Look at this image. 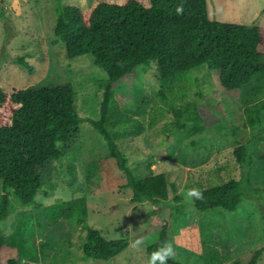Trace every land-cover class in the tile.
I'll list each match as a JSON object with an SVG mask.
<instances>
[{
  "label": "rangeland",
  "instance_id": "rangeland-1",
  "mask_svg": "<svg viewBox=\"0 0 264 264\" xmlns=\"http://www.w3.org/2000/svg\"><path fill=\"white\" fill-rule=\"evenodd\" d=\"M68 1L83 7L91 0ZM65 2L61 0V6ZM206 2L209 18L264 27V0ZM55 6V0H0V88L10 92L68 85L74 92L76 113L83 120L77 135L63 145H69L65 154L40 170L43 190L34 201L21 204L10 195L7 216L0 221V234L10 235L19 218L30 216L32 237L38 244V264H148L146 248L158 236L150 216L155 207L159 219L171 222L168 243L175 249L174 259L183 264H203L201 254L175 243V230L183 227L185 219L177 216L175 208L191 203L186 201L185 193L197 189V183L206 186L239 179L242 168L234 149L247 144L252 156L249 179L259 193L254 192L252 200H243L233 212L217 215L191 211L186 218L197 230L203 223H213L211 236L218 243L224 264L247 262L264 242V81L256 83L252 79L239 92L229 94L220 89L215 71L202 65L174 85L169 93L172 101L166 105L157 96L155 68L140 70L131 84L119 85L113 94L112 109L137 119L143 127V132L134 137L129 134L131 124L114 118L117 127L109 126L122 136L117 143L128 166L142 178L163 173L178 187L175 194L170 193L167 200L154 207L149 201L132 203L131 190L120 188L125 182L123 173L108 156L103 139L86 121L99 118L101 84L106 75L93 65L90 55L68 57L65 46L54 43ZM21 57L34 68L32 73L17 64ZM145 98L150 102L144 114L136 116V104ZM196 101L212 108L214 118L196 132L184 121L172 125L177 117L187 116L186 109L189 111ZM261 105L262 123L252 128L249 118ZM159 107L164 112L152 120L151 115ZM90 164L97 166L92 175ZM176 195L181 197L180 202L174 200ZM79 198L86 200L87 223L106 239H127L124 250L106 261L85 259L80 250L85 230L70 220L51 223L41 215L46 206ZM190 208L184 207L186 211ZM175 218L179 219L177 224ZM141 237L144 243L134 247L133 241ZM256 264H264V252Z\"/></svg>",
  "mask_w": 264,
  "mask_h": 264
},
{
  "label": "trees",
  "instance_id": "trees-1",
  "mask_svg": "<svg viewBox=\"0 0 264 264\" xmlns=\"http://www.w3.org/2000/svg\"><path fill=\"white\" fill-rule=\"evenodd\" d=\"M55 1L54 43L63 44L68 57L90 55L93 65L106 75L101 84L99 118L86 121L103 139L108 156L123 173L125 182L120 188L131 190V202L149 201L154 207L167 200L170 193L175 194L178 187L163 173L142 178L128 166L117 143L122 136L109 126L117 127L114 118L131 124L133 129L129 134L134 137L143 132V127L137 119L127 118L112 109L115 89L131 84L140 70L155 68L159 81L157 96L166 105L172 101L169 93L174 85L203 65L215 71L220 89L235 94L252 79L256 83L264 81V27L209 18L206 0H91L83 7L68 0L65 6H61V0ZM178 7L183 8L182 14H177ZM17 64L30 73L34 71L25 57L17 59ZM149 102L141 99L133 113L144 114ZM190 106L189 111L186 109L187 116L177 117L172 125L184 121L192 124L196 132L200 125L214 118L215 111L206 103L196 101ZM75 107L74 92L68 85L10 92L0 88V221L7 216L10 195L21 204H27L43 190L40 170L65 154L69 145H63L77 135L83 121ZM262 109L263 105L256 107L249 118L252 128L262 123ZM157 110L151 115L152 120L164 112L163 107ZM234 155L242 168L239 179L206 186L197 183L203 200L184 205L190 209L194 205V210L186 211L183 206L175 208L177 216L185 219L183 227L175 230L174 241L201 254L203 264L224 262L218 243L211 236L213 223H203L201 230H197L186 221L189 212L217 215L233 212L243 200H252L253 193H259L249 179L252 156L248 145L239 144ZM96 167L90 164V175ZM174 200L180 202L181 197L176 195ZM41 215L51 223L70 220L85 230L80 246L85 259L106 261L128 245L127 239H106L87 223L85 198L56 202L46 206ZM150 216L158 228V236L156 242L146 248L149 255L168 242L171 225L169 219H159L155 207ZM178 220L175 218L173 222L177 224ZM32 226V218L25 216L17 220L10 235L0 234V264L39 263ZM262 252L264 242L251 253L247 262L235 260L231 264H256ZM168 264L183 263L173 258Z\"/></svg>",
  "mask_w": 264,
  "mask_h": 264
},
{
  "label": "clouds",
  "instance_id": "clouds-1",
  "mask_svg": "<svg viewBox=\"0 0 264 264\" xmlns=\"http://www.w3.org/2000/svg\"><path fill=\"white\" fill-rule=\"evenodd\" d=\"M176 12L177 14H182L183 8L178 7L176 9ZM203 198H204L203 193L196 188L189 189L185 193L186 201L203 200ZM190 210H194V205L193 208ZM143 243H144L143 237L137 238L133 241V246L139 247ZM175 255L176 253L173 245L171 243L165 242L150 254L148 264H168V261L170 259H173Z\"/></svg>",
  "mask_w": 264,
  "mask_h": 264
}]
</instances>
